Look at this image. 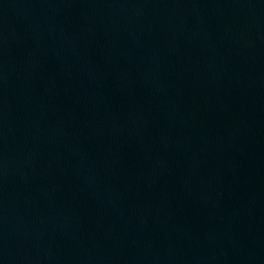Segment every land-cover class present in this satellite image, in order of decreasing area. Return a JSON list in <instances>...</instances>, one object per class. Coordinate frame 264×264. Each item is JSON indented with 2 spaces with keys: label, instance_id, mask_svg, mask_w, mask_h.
<instances>
[{
  "label": "water",
  "instance_id": "water-1",
  "mask_svg": "<svg viewBox=\"0 0 264 264\" xmlns=\"http://www.w3.org/2000/svg\"><path fill=\"white\" fill-rule=\"evenodd\" d=\"M0 242L264 264V0H0Z\"/></svg>",
  "mask_w": 264,
  "mask_h": 264
}]
</instances>
